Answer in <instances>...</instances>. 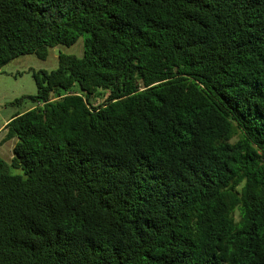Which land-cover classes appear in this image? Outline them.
<instances>
[{"label":"trees","instance_id":"1","mask_svg":"<svg viewBox=\"0 0 264 264\" xmlns=\"http://www.w3.org/2000/svg\"><path fill=\"white\" fill-rule=\"evenodd\" d=\"M80 38L10 103L0 264H264V0H0V71Z\"/></svg>","mask_w":264,"mask_h":264},{"label":"rangeland","instance_id":"2","mask_svg":"<svg viewBox=\"0 0 264 264\" xmlns=\"http://www.w3.org/2000/svg\"><path fill=\"white\" fill-rule=\"evenodd\" d=\"M60 53L81 56L83 54V38L70 46L61 44L50 47L46 59H40L35 54H26L11 60L2 67L0 71V126L17 112H24L31 106L29 102L19 106L10 103L22 96L35 94L37 85L33 77V70L51 71L56 69ZM2 137L3 134H0V138ZM12 146H14V140L8 139L2 147L5 153H1V156L9 164L12 160L9 158L13 151ZM10 170L13 174L25 175L21 167L11 166Z\"/></svg>","mask_w":264,"mask_h":264},{"label":"crops","instance_id":"3","mask_svg":"<svg viewBox=\"0 0 264 264\" xmlns=\"http://www.w3.org/2000/svg\"><path fill=\"white\" fill-rule=\"evenodd\" d=\"M13 117V116H12ZM11 117V118H12ZM10 118V119H11ZM6 120L3 124H1L0 126V134H3V137L0 138V155L1 153L4 154V150L2 149V147L4 146L5 142L7 141L5 138H6V133H7V128H6V125L7 123L9 122V120ZM12 140H14V145H15V142H16V139L15 138H12ZM14 148V146H12ZM14 157V152L12 151V154L9 156L10 159H12Z\"/></svg>","mask_w":264,"mask_h":264}]
</instances>
